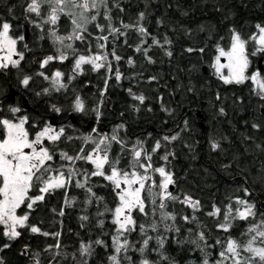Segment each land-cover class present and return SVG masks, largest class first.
<instances>
[{
  "label": "trees",
  "instance_id": "1",
  "mask_svg": "<svg viewBox=\"0 0 264 264\" xmlns=\"http://www.w3.org/2000/svg\"><path fill=\"white\" fill-rule=\"evenodd\" d=\"M107 3L110 14L122 15L123 23L135 24L139 21L146 25L149 33L145 37L147 40L152 36L161 40V45H154L152 63L144 65L140 62L139 69H123L122 72L134 77L135 82L131 86L136 93L144 89L145 93L162 94L163 98L169 94L168 102L164 101L155 109L156 118L165 119L170 112V127L168 124L165 128V135L169 136L174 131L178 133V138L170 143L177 159H186V170L179 172L182 173L181 182L185 187L180 189L199 196V230L211 237L213 217L207 213L213 204L224 209V204L233 202L230 197L234 196L252 202L257 215L264 217V117L260 111L264 102L249 80L241 84H224L213 73L205 76L200 71L201 65H209L215 53L214 44L230 31L235 30L247 38L257 24L264 25V0H107ZM114 3L116 7H113ZM141 12L144 13L143 20H139ZM61 21L65 22V19ZM112 23H119V19H113ZM105 30H108L107 27ZM132 31L126 30L129 33ZM102 33L99 30L98 34ZM165 36L171 41L170 44H163ZM48 37L42 40L44 48L53 44ZM112 37L116 38L113 34ZM129 38L132 42L126 45H134L133 38ZM190 48L192 51H188ZM94 75L90 76L91 79H101L99 74ZM148 79L153 82L147 83ZM90 84L91 89L98 86L97 92L101 89L100 83L91 81ZM126 84L119 86L113 83L111 86L122 88L123 91L119 93L123 94L128 86ZM89 93L92 94L93 90ZM197 110L202 113L201 119L196 116ZM199 121L204 123L203 130L198 125ZM253 123L260 127L254 129ZM198 135L199 145L195 139ZM160 142L165 144L163 140ZM212 143L218 147L213 149ZM246 186L251 187L247 196L243 191ZM95 192L99 197L102 194L100 189ZM53 198L51 205L56 207L54 216L58 217V229L50 223L45 230L60 234L57 241L59 248L55 249L56 241H39L37 236L31 237V241H23L30 238L24 233L16 241H0L2 264H36L37 260L39 264H53L54 249L58 253L55 256L57 260L53 262L111 264L108 260L112 254L109 214L105 215L106 220L101 226L98 223L103 216L94 207L95 204L113 207L110 193L106 196L107 204L95 201L87 207L81 205L80 195L73 190L66 194L64 189H60ZM184 215L190 217L189 213H175V225L180 230L195 227L193 223L181 219ZM241 223L249 225L252 219ZM231 232L236 236L235 229ZM131 234L136 246L140 238L137 232ZM182 237L178 236V241H185ZM99 238L106 241L107 248L95 247L89 260L84 261L79 254L80 243ZM4 243H8L9 247L3 248ZM188 244L168 242L167 253L183 262L184 255L190 254ZM49 245L52 248L49 254H45L43 248ZM131 254L134 252L131 251Z\"/></svg>",
  "mask_w": 264,
  "mask_h": 264
},
{
  "label": "snow or ice",
  "instance_id": "2",
  "mask_svg": "<svg viewBox=\"0 0 264 264\" xmlns=\"http://www.w3.org/2000/svg\"><path fill=\"white\" fill-rule=\"evenodd\" d=\"M46 6V7H45ZM117 5L114 3L113 7ZM79 9V12H77ZM103 10V18L107 21V25L96 23L95 28L103 32L107 27L109 33L114 36H126L127 29H133L141 35L140 44L145 43V37L149 35L146 28L139 23L135 24L121 23L120 27L114 26L112 23V16L107 0H30L27 4L26 11L34 14L37 19L33 20L37 28L43 30L45 24L49 25V37L61 45L57 48V55H48L40 61V67L44 66L52 60L63 61L67 58L66 49H72L74 52L73 40H83V32H87V25L97 20V17ZM122 10V9H121ZM11 13V9H9ZM66 17L72 27L66 35H60L56 31L55 26L60 20L61 16ZM144 13L139 14V20H143ZM159 24L160 21L158 20ZM257 31L253 32L248 39L254 41L255 48L252 55L257 52L264 53V25L257 24ZM11 24L7 20L0 22V68H8L9 66L15 68L20 64L23 59V52L17 50V41L23 40V36H13L10 34ZM108 36L100 35L97 37V48L104 49L105 45L99 41H107ZM69 41V43H65ZM126 42V41H125ZM159 41L155 36L151 37V44L158 45ZM171 41L167 36L163 38V44H170ZM140 44L136 45L137 50H140ZM247 41L242 39L240 34L235 30L231 31L230 46L225 50L219 44L216 45V56L212 60L211 67L215 69L218 78L224 84L236 83L241 84L245 80H251L252 85L258 90L257 94L261 99H264V79H258L259 73L253 71L250 76L246 75V70L249 66V57L246 50ZM25 47H27L25 45ZM147 53V49H144ZM192 51V49H188ZM204 51V49H200ZM114 59L120 60L121 57L111 53ZM171 55L170 52L167 53ZM16 57V58H14ZM223 57L225 62L221 63L220 58ZM146 58L151 61V57ZM107 60V53L96 52L90 55H78L75 57L73 71L82 70L81 66L85 63L90 64L93 70L99 69L104 61ZM132 63L131 57L128 60ZM110 70V65H107ZM222 69H227V74L222 72ZM38 75L45 80L50 81V86L53 89L59 90L65 88L67 85L62 81L63 73L55 70L51 76L46 75L43 71ZM117 81L121 79L119 70L115 72ZM72 79V75L68 76V80ZM30 80L29 76H24L21 83L28 85ZM44 93H48L49 89L44 88ZM133 98L143 103L145 97L143 95H134ZM53 110L59 113L61 110L53 106ZM74 110L82 112L84 104L77 96L74 104ZM12 118L0 117V234L8 240H14L21 235L18 229L28 227L32 233H41V229L36 224L27 225L29 218V211L34 209L37 202L45 199V194H51L57 189L67 188L70 184L74 183L77 188H85L89 175L103 177L104 180L109 181L112 185V190L118 202L114 208H107L106 211L112 213V222L115 225V234L112 236V254L108 257L111 264H121V254L123 259L132 264L131 257L128 255L129 249L134 247V244L128 239L125 233L136 231V220L132 212L138 210L139 213L148 215L146 212V203L153 205L152 215L155 217L157 209H159V219H154L152 223L139 225V232L142 235V243L138 249H135L140 254L138 264H156L150 261L145 253L149 246V241L152 239L148 235L146 229L156 232L160 226H163L164 231L174 230L179 231L175 226V214L166 211L167 200H178L179 197L174 196L169 191V186L175 183L173 173L166 170L165 166H153L152 154L156 153L161 147L160 140H156L148 151L144 148L143 142L137 140L129 148L125 142L119 137L116 129L109 136L106 133L97 132L93 127L90 133L82 134L79 139L82 140L79 151L74 155H69L63 150H59V160L62 163L57 166L55 164V156L58 142L65 135V128L63 126L58 129L44 122L42 125L33 121L30 127L28 124V116L15 114L20 111L17 107H11ZM223 112V109H220ZM97 119L100 113L96 112ZM123 125H117L116 128H122ZM254 129L260 126L256 123L252 124ZM95 134V135H93ZM69 140L71 136L67 137ZM176 136H164L163 140H175ZM113 143L120 146V152L116 153L114 157L110 155ZM86 145H91L86 149ZM218 145L212 143V148L216 149ZM127 151L130 159L124 167H121L120 153ZM162 160L167 161V154L160 157ZM77 161H83L92 165V170L78 167ZM107 166V167H106ZM153 174L159 175V181L153 178ZM75 178V179H74ZM35 189V194H30ZM87 192L95 196L92 189L88 187ZM244 195H248V189L244 188ZM146 193V195H142ZM97 201L102 200V197L96 196ZM230 200L235 201V207L231 203L225 205V210L222 213L223 219L215 224L218 230L229 232L232 221L247 220L248 217L254 216V205L248 200L240 196L230 197ZM67 202V201H66ZM88 202L87 200L85 201ZM181 203L187 204L197 211L200 208V202L193 200L189 195H184ZM24 205L29 211H24L23 214H18L17 209ZM63 210H61L62 214ZM221 214V209L213 204L211 211L207 213L210 217H216ZM185 222H194L197 228L195 233L196 239L191 241L194 250H199L202 254V259L199 264H264V219L258 222L251 223L247 232L241 233L242 236L248 237L245 241L241 242L231 236H228L224 241L219 237L216 238L214 244L208 243V236L204 231L199 230V221L195 215L189 217L184 215L181 217ZM172 221L173 223H168ZM188 232L193 229L189 228ZM44 236L54 235L59 236L57 233L42 232ZM157 248L153 251L161 259H167L161 251L164 248L163 235L156 237ZM96 244L101 245L104 242L97 239ZM219 246L216 252V259L209 260L206 249ZM3 248H8L9 244L4 243ZM52 247V245H49ZM59 248V243L55 245ZM79 251L81 256L91 254V242L80 243ZM2 264V261H0ZM39 264V261H36ZM169 264H175V261H169Z\"/></svg>",
  "mask_w": 264,
  "mask_h": 264
},
{
  "label": "flooded vegetation",
  "instance_id": "3",
  "mask_svg": "<svg viewBox=\"0 0 264 264\" xmlns=\"http://www.w3.org/2000/svg\"><path fill=\"white\" fill-rule=\"evenodd\" d=\"M28 0H0V22L7 20L11 24L10 34L13 36H23L24 37V28L28 26L30 41L24 38L23 40L17 41V50L23 52V59L20 61V64L13 68L9 66L8 68H0V117H8L15 119L11 113V107H17L20 109L16 116L27 115L29 120L26 127H30L31 123L35 121L37 124L42 125L44 122H48L55 128L63 126L65 128V135L58 142L55 156V164L59 166L62 161L59 160V150L67 152L69 155H74L81 146L82 140L79 137L82 134H87L91 132V129L95 127L97 132L106 133L109 136L113 133V130L116 129L119 137L125 142L127 146L135 144L137 140L143 142V146L148 151L151 150V146L156 140H163L168 124L170 127V120L168 116L170 112L167 113L165 119L156 118L155 109L160 107L165 101L168 102L167 98H163L162 94L154 95L145 93V90L134 92L132 83L135 82L134 77L132 78L129 75H126L122 72L123 69L137 70L140 67V62L144 65H149L153 62V50L154 45L151 44V39H145V43L140 44V39L142 34H138L136 31L133 33L126 32V36H116L112 37V34L108 30L103 31L104 35L108 36L107 41H102L105 45L104 49H99V52L107 53V60L103 62L105 66H102L96 72H92L91 66L86 67V72L77 73L73 71L75 57L81 54H87L89 49L97 48L92 44L96 41L98 35L91 33H86V40H82L81 49L83 51H74L67 52L70 55H67V58L63 61L52 60L49 61L44 68L40 67V61H42L48 55H57L55 47L50 46L49 48H44L41 43L38 42V33L41 31L40 28H37L33 20L37 17L26 11ZM11 9V13H9ZM113 19H119V23L113 24L117 27H120L123 16L117 14H110ZM30 21V22H29ZM143 25V24H142ZM146 28V25H143ZM40 30V31H39ZM147 30V29H146ZM99 33V30H96ZM95 31V32H96ZM126 31V30H124ZM148 32V31H147ZM133 38L134 45H126L131 43L130 38ZM96 38V39H95ZM126 41V42H125ZM140 44V50L138 51L136 45ZM25 45L27 47H25ZM147 49L145 53L144 49ZM113 50L115 54L120 56V60L114 59L112 56ZM96 53V50L91 51ZM151 57V61L146 58ZM129 57L132 59V63H129ZM16 58V57H14ZM107 65H110V70ZM55 70H59L63 73L62 81L67 85L65 88H60L59 90L53 89L50 86V81L45 80L43 77L38 75L39 72L43 71L46 75L51 76V73ZM119 70L121 73V79L119 81L115 78V72ZM262 75H264V68L262 70ZM94 74H99L101 79H91L90 76ZM114 74V76H113ZM72 75V79L68 80V76ZM24 76H29L30 80L28 85L21 83ZM95 76V75H94ZM95 81V83L101 84V89L99 92L98 86L94 89L89 88L90 82ZM153 82L148 79L147 83ZM121 86L123 83H127L125 87V93L120 94L119 91H123L122 88L112 87V84ZM95 84V85H97ZM112 85V86H111ZM48 88V93H44L42 90ZM93 90V93H89ZM44 93V94H43ZM133 94L143 95L145 100L143 103L133 98ZM79 97L84 104V110L82 112H77L74 110V104L76 97ZM264 102V99H261ZM53 106L59 108L61 111L56 113L53 110ZM261 107L264 108V105ZM99 111L100 116L97 119L96 112ZM161 113V109H160ZM264 117V112H261ZM162 123V124H161ZM117 125H123L122 128L117 129ZM163 125V126H162ZM71 136L72 139L69 140L67 137ZM169 136H176L178 138V133L176 131L172 132ZM76 139L79 141L77 142ZM175 139V140H176ZM196 142L199 145V135L195 136ZM165 141V144H162L160 149L156 153L152 154V163L153 166H165L166 170H170L173 173V178L175 183L169 186V191L172 192L174 196L179 197L178 200H167L166 201V211L179 213H199V210L193 211L191 207L187 204L181 203L183 196L189 195L193 200L199 201L198 195H190L186 191H182L180 187H185V184L181 182L182 177L180 176L183 170H186L185 163L186 159H177L175 156L173 148L171 147L172 141ZM86 149H89L91 145H86ZM185 148V147H184ZM186 150V148L184 149ZM183 150L179 151L182 152ZM120 152V146L113 143L112 150L110 155L114 157L116 153ZM167 154V161L162 160L160 157ZM121 155V167H124L127 164V161L130 159L127 151L120 153ZM199 160V159H198ZM197 160V161H198ZM77 165L80 168L86 169L89 173L92 170V165L83 161H77ZM107 167V166H106ZM158 174H153V178L158 182ZM181 177V178H180ZM75 179V178H74ZM90 187L92 192L95 193V196L90 195L87 192V188ZM248 189V194H250L251 187H245ZM64 193H69L70 190H73L74 193H78L81 197V205L87 207L90 206L93 202L97 201L95 198L97 196L96 190H101V196L103 199L100 200L102 203L107 204L106 196L110 193L111 198L113 199V206L117 203L115 193L112 190V185L109 181L103 179L99 176H91L87 180L85 188H76L75 184H70ZM60 189L53 191L51 194H45V199L41 202H37V205L34 206V209L29 211L24 205H21L20 209H17L18 214H23L24 211H29V218L27 225L36 224L40 229L41 233H32L29 231L28 227L18 229L21 233L19 237L14 240H8L0 234V241H16L24 233L29 235V239L26 238L23 241H31V237L37 236L39 241H56L55 245L59 241V236L54 237V235L44 236L42 232H50L45 230L46 225L50 224L57 228L58 217L54 216V211L56 207L54 204L51 205L53 201V196L58 193ZM36 190L33 189L30 194H35ZM52 200V201H51ZM88 201L87 203L85 201ZM51 205V206H50ZM105 205L99 206L95 204L94 207L103 208ZM201 208V207H200ZM149 209V208H148ZM47 213V214H46ZM51 213V215H49ZM38 215V216H37ZM45 222V224H44ZM102 226V225H101ZM2 229V226H0ZM134 232V231H133ZM55 238V239H54ZM172 239L169 243L174 244L177 241ZM168 244V242H167ZM190 246V245H189ZM52 247H44L43 252L49 254ZM57 249V247H55ZM54 249V256L52 257V263L57 255L58 251ZM188 256L184 255L183 262L180 261V258L176 260L183 264L188 258H195L199 260L198 253L191 250ZM25 253V250L23 251ZM180 257V256H177ZM174 258V257H173Z\"/></svg>",
  "mask_w": 264,
  "mask_h": 264
},
{
  "label": "rangeland",
  "instance_id": "4",
  "mask_svg": "<svg viewBox=\"0 0 264 264\" xmlns=\"http://www.w3.org/2000/svg\"><path fill=\"white\" fill-rule=\"evenodd\" d=\"M30 2V0H28V3ZM46 7V6H45ZM77 12H79V9H77ZM62 19H65V22H62L61 20ZM101 23V24H106L107 23V21H105L104 20V18H103V10L101 9V13H100V15L97 17V20L96 21H93V22H91V23H89L88 25H87V32H83L82 33V35H83V37H84V39L83 40H86L87 38L85 37V34L86 33H91L90 31H92L95 35L97 34L98 36H100V35H104V32L102 33V34H98L97 32H94V31H96V30H98V29H96L95 28V24L96 23ZM50 26L49 25H47V24H45L44 26H43V30H41L39 33H38V42H39V44L41 43V39L43 40L44 39V37L46 36V37H48L47 35H49L48 34V28H49ZM51 27H55L56 28V31L58 32V34H60V35H66L70 30H71V27H72V25H71V23H70V21L66 18V17H64L63 15L61 16V18H60V20L58 21V23H57V25H55V26H51ZM257 31V29H255L253 32H256ZM237 32V31H236ZM252 32V33H253ZM238 33V32H237ZM252 33H250L249 34V36L252 34ZM240 36H241V38L242 39H245L246 41H247V44H246V50H247V53H248V57H249V66H248V69L246 70V75H248V76H250L251 75V73L253 72V71H257L258 73H259V75H258V79H264V75H262V71H258L257 70V67H256V60H257V56L259 55V54H262V52H257L256 53V55H252L251 53L253 52V50H254V48H255V44H254V41H252V40H249L248 39V37L247 38H245V37H243L241 34H240ZM230 37H231V31L228 33V35L225 37V38H223L222 40H218L217 42H216V44H214V46H215V53H214V55L212 56V58H211V61L209 62V66H210V68H211V70H212V73H213V76L216 78V79H218L219 81H221L219 78H218V76L216 75V73H215V69L213 68V67H211V63H212V60L215 58V56H216V45L217 44H219L222 48H224L225 50H227V48L230 46ZM40 38V39H39ZM48 38H50V37H48ZM96 39V38H95ZM158 39V38H157ZM159 41H161L160 39H158ZM65 43H69V41H65ZM71 43L73 44V48L75 49V51H76V49H77V51H83L82 49H81V46H79L80 44H82V40H73V41H71ZM99 43H102L101 41H99ZM162 43H160L159 45H161ZM53 46L52 47H55V49H56V51H57V48H60L61 47V45L60 44H58V43H54V41H53V44H52ZM93 45V44H92ZM93 46H95V47H97V39H96V41H94V45ZM93 50H96L97 52L98 51H100L98 48H92L91 47V50L89 49V51L87 52V54H81V53H79L78 55H90V54H92V52L91 51H93ZM66 52H69V51H71V52H73L72 51V49H66L65 50ZM58 54V53H57ZM67 55H70L69 53L67 54ZM77 55V56H78ZM263 55V54H262ZM255 61V62H252V61ZM220 62L221 63H224L225 62V60H224V58L223 57H221L220 58ZM262 64H263V68H264V55H263V60H262ZM87 66H91L90 64H87V63H85V64H83L82 66H81V68H82V70H79V71H76L77 73H81V74H83V72H86V67ZM91 69V71L92 72H96V71H98V69H96V70H93L92 68H90ZM222 72L226 75L227 74V69H222ZM247 80H245L244 82H246ZM249 81L251 82V80L249 79ZM222 83H223V81H221ZM243 82V83H244ZM229 84H236V83H229ZM252 84V83H251ZM252 87H253V89H254V91L256 92V94H257V92H258V90L257 89H255L254 88V86L252 85ZM258 95V94H257ZM258 97L259 98H261L260 97V95H258ZM93 135H95V134H93ZM158 181H159V177H158ZM142 195H146V193H142ZM71 200H69L68 202H70ZM116 201L118 202V200L116 199ZM231 204H232V206L233 207H235L236 205H235V201H233V202H230ZM250 203H252V202H250ZM227 204H229V203H227ZM227 204H224V209H221V214H218L216 217H213V219H212V225H211V227H213V231L212 232H210V236L212 237H209L208 236V243L209 244H214V242H215V240H216V238L217 237H219L220 239H221V241H224L228 236H231V237H233V238H235V239H237V240H239V241H241V242H243V241H245L248 237H246V236H242L241 235V233H245V232H247V229H248V227L250 226V224L249 225H247L246 223H244V224H242L241 223V221H246V220H239V219H236V220H233L232 221V224H231V227H230V229H229V232H227V233H225V232H223L222 230H218L216 227H215V224L218 222V221H220V220H222L223 219V217H222V213H223V211L225 210V205H227ZM253 204V203H252ZM254 205V204H253ZM75 207H77L78 206V204L77 205H74ZM115 206V205H114ZM114 206L113 207H110V206H108V205H105L103 208H100V210H99V214H101V216H103L102 218H101V220L99 221V225H103L104 224V222H105V220H106V218H105V215H108L109 214V216L107 217V219H108V222H109V226H110V228H111V240H110V249H111V252H113V249H112V236L115 234V225H114V223L112 222V213L111 212H108V211H106L105 209H106V207L107 208H114ZM153 205H151L150 203H146V212L148 213V215L147 216H145L144 214H141V213H139L138 212V210H133V212H132V215H133V217H134V219L136 220V225H137V227H136V231H134V232H137V237H139L140 238V241L138 242V244H136V246H135V241H133L132 240V232L131 233H125V235L128 237V239L134 244V246H135V249H138L139 247H140V245H141V243H142V235H141V233L139 232V225L141 224V223H144L145 225H148V224H150V223H152V221L154 220V219H156V220H158L159 219V209H157V211H156V215H155V217L152 215V212H153ZM149 208V209H148ZM199 209H201V208H199ZM166 210V209H165ZM254 212H255V215L254 216H250V217H248V219H252V223H255V222H258V221H260L261 219H264V217H262V216H258L257 215V213H256V210H255V206H254ZM18 213V212H17ZM174 213V212H173ZM175 214V213H174ZM190 214V217L191 216H193V215H195L196 217H197V220L199 221V217H198V215L196 214V213H193V212H190L189 213ZM168 223H173L172 221H168ZM191 223H193L194 225H195V223L194 222H191ZM177 228H179L177 225H175ZM196 227V226H195ZM195 227H189V228H191V229H193V231L192 232H188L187 230L189 229V228H187L186 230H180V228H179V231L177 232V231H174V230H168V231H164V229H163V226L161 225L160 226V228L156 231V232H152L150 229H146L147 230V233H148V235L149 236H151L152 237V239L149 241V246L147 247V249H146V253H145V255H146V257L150 260V261H154V262H156V264H169V261H175V264H180L175 258H173L172 256H170L169 255V253H167V250H166V244H167V242H169L168 241V239H174L175 241H177V242H186V243H189L188 245H190L191 246V250H193V251H195L194 250V246L191 244V241L193 240V239H196V235H195V233H196V231H197V228H195ZM215 229V230H214ZM233 229H235V233H236V236L235 235H233L232 234V232H231V230H233ZM210 230V229H209ZM106 232V231H105ZM104 232V233H105ZM205 232V231H204ZM106 234V233H105ZM163 235V238H164V248L161 250L162 252H163V255L165 256V257H167V259H161L158 255H157V252H155V251H153V248H157L158 246H157V242H156V237L158 236V235ZM205 234H207L206 232H205ZM183 236L182 237V239H184L185 241H178V236ZM97 239H95V240H88V242H84V243H89V242H91V252L95 249V247H97V246H101V247H103V248H107V246H106V241L105 240H102V239H100L99 238V240H102L104 243L103 244H101V245H98V244H96L95 243V241H96ZM175 241H173V243L175 242ZM219 250V246H214V247H212V248H208V249H206V252L209 254L208 255V259L209 260H215L216 259V252ZM131 251H133L134 252V254H131ZM196 252L198 253V255H199V260H196L195 258H193V257H191V258H188L187 260H185V263H183V264H199V262H200V260L202 259V254H201V252L199 251V250H196ZM79 254H80V251H79ZM38 255H40V253H38ZM91 255V254H90ZM90 255H84V256H81V254H80V257L84 260V261H88L89 260V258H90ZM128 255L131 257V260H132V264H138V262H139V259H140V254L136 251V250H134V247L133 248H130L129 249V252H128ZM135 256V257H134ZM121 264H129V262L127 261V260H124L123 259V254H121ZM111 263V262H110ZM53 264H63V262L62 261H58V262H53ZM257 264H258V262H257Z\"/></svg>",
  "mask_w": 264,
  "mask_h": 264
},
{
  "label": "water",
  "instance_id": "5",
  "mask_svg": "<svg viewBox=\"0 0 264 264\" xmlns=\"http://www.w3.org/2000/svg\"><path fill=\"white\" fill-rule=\"evenodd\" d=\"M24 38L27 40V42L30 41V34H29L28 26L24 28ZM262 60H263V55L262 54H259L257 56V60H256V67H257V70L258 71H262L263 70ZM200 71L205 76L212 75V70H211L210 66L207 65V64L201 65L200 66ZM260 111L261 112H264V108L261 107L260 108ZM196 116L199 117L200 119L202 118V113H201L200 110H197L196 111ZM198 125H199V127H200L201 130L204 129V123L202 121H199L198 122Z\"/></svg>",
  "mask_w": 264,
  "mask_h": 264
},
{
  "label": "bare ground",
  "instance_id": "6",
  "mask_svg": "<svg viewBox=\"0 0 264 264\" xmlns=\"http://www.w3.org/2000/svg\"><path fill=\"white\" fill-rule=\"evenodd\" d=\"M30 22V21H29ZM40 31V30H39ZM40 39V38H39ZM44 94V93H43Z\"/></svg>",
  "mask_w": 264,
  "mask_h": 264
}]
</instances>
